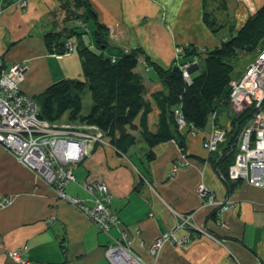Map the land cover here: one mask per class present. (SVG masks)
<instances>
[{
  "label": "crops",
  "instance_id": "0c3cea01",
  "mask_svg": "<svg viewBox=\"0 0 264 264\" xmlns=\"http://www.w3.org/2000/svg\"><path fill=\"white\" fill-rule=\"evenodd\" d=\"M88 1L97 20L108 28V47L113 53L140 49L163 67L175 65L181 58L178 47L193 46L200 51L218 45L229 35V26L238 30L264 3L225 0L226 8L219 10L218 2L209 0V11L216 8L215 18L226 24L223 30L227 34L223 35L222 30L213 33L203 22V0ZM69 2L72 0H14L0 10V74L16 62L24 63L18 85L30 97L59 80L83 78L76 52L56 55L44 43L45 33L72 27L71 21H63L61 11ZM139 61L148 97L163 86L143 56ZM219 110V123L229 125L227 109ZM156 115L153 107L148 117L151 130ZM57 123L71 122L62 119ZM179 130L184 134V149L174 140L160 143L152 149V160L145 156L147 148L139 137L121 153L101 132L103 142L91 144L83 159L72 166L75 181L65 187L66 193L93 206L97 193L84 184L104 183L110 209L119 217L131 250L145 263L264 264V189L235 181L228 190L210 164L215 153H208L202 145L209 124L200 130L186 126ZM199 184L218 200L229 201L228 208L206 206L196 191ZM171 210L191 214L192 223L205 233L175 230V241H166L154 258L149 248L177 222ZM118 235L115 227L106 233L99 231L0 145V264H21L9 256L13 251L20 252L26 264H110L104 249Z\"/></svg>",
  "mask_w": 264,
  "mask_h": 264
},
{
  "label": "trees",
  "instance_id": "16d2710c",
  "mask_svg": "<svg viewBox=\"0 0 264 264\" xmlns=\"http://www.w3.org/2000/svg\"><path fill=\"white\" fill-rule=\"evenodd\" d=\"M13 1L0 0V6L4 8ZM216 1L217 9L226 8L225 0ZM210 5L209 0H203L202 20L213 33H217L226 24L217 21L214 16L216 8L209 11ZM61 11L64 22L75 21L79 26L49 31L44 34V43L48 51L56 55L76 52L83 78L59 80L33 96L40 108L39 117L50 123L64 119L95 126L121 153H126L139 137L147 148L145 156L152 160L155 157L152 149L160 143L174 140L184 149V134L179 130L182 126L176 123L177 116H181L188 129L200 130L210 125L213 115L212 123L225 130V138L218 144L217 150L211 152L215 156L210 159V164L223 184L231 190L235 181L228 178V168L238 149V134L255 112L253 105L240 113H233L229 107L233 61L239 52L249 54L264 49V3L238 30L229 26V35L218 45L200 51L193 46H182L181 58L169 67L153 62L140 49L130 52L117 49L109 55L104 54L108 47V28L97 20L88 0H72L71 4L61 6ZM80 26L84 30L79 29ZM86 32L90 34L92 46L84 40ZM72 38L77 42L72 43ZM68 44H74L75 49L67 51ZM141 56L146 65L156 71L163 86L162 90L153 91L148 97L145 79L138 70ZM194 60L198 69L186 76L182 67L184 63ZM84 90L89 92L91 99L86 115L81 114V94ZM153 107L157 115L154 130H151L148 117ZM221 108L228 111L227 126L219 123L218 112ZM97 198L98 193L95 200Z\"/></svg>",
  "mask_w": 264,
  "mask_h": 264
},
{
  "label": "built area",
  "instance_id": "2783aa9c",
  "mask_svg": "<svg viewBox=\"0 0 264 264\" xmlns=\"http://www.w3.org/2000/svg\"><path fill=\"white\" fill-rule=\"evenodd\" d=\"M21 5H24V1H21ZM74 49V44H68L67 51ZM181 51L182 48L178 47V56ZM187 67L188 62L182 67L184 74ZM25 69L24 63L16 62L0 74V145L18 163L49 185L57 198L74 207L99 231L106 233L113 227L119 230V235L112 238L104 249V256L110 264H152L145 263L131 250L129 237L122 228L119 217L110 209V195L104 183L84 184L88 191L95 190L98 193L93 206L87 205L84 199L66 193L65 187L75 181L72 166L83 159L91 144L103 142V134L95 126L88 124L63 125L41 119L36 101L19 89L18 82ZM263 101L264 49L256 53L237 78L232 79L228 92L229 107L233 113H240L252 105L255 108L254 114L238 134V151L228 168V178L232 181L243 180L264 189ZM213 117L212 115L210 119V131L202 144L208 153L217 150L218 144L225 138V130L212 123ZM176 123L179 126L185 124L181 116H177ZM59 144L65 148L63 154L53 150V146ZM196 191L206 206L224 211L230 205L227 200H218L203 184H199ZM172 212L177 218L175 226L161 234L149 248L154 258L166 241H175V230L186 228L205 233L192 223L191 214ZM9 256L26 264L20 252H10Z\"/></svg>",
  "mask_w": 264,
  "mask_h": 264
},
{
  "label": "rangeland",
  "instance_id": "374dc122",
  "mask_svg": "<svg viewBox=\"0 0 264 264\" xmlns=\"http://www.w3.org/2000/svg\"><path fill=\"white\" fill-rule=\"evenodd\" d=\"M69 4H71V3L69 2ZM71 11H73V8H72ZM76 13L77 14H80V12H78V11H76ZM71 26H75V27L76 26H79V23H77V22L74 21V23H71ZM89 27H90V25H89ZM79 29H83L84 30V27L83 26H80ZM85 30H86V28H85ZM221 34L226 35L227 34V29H224V30L222 29ZM83 37L85 38V42L87 44H89L90 34L88 32H86V34H84ZM93 49L94 50H97L95 47ZM111 52H112V48L111 47H107L104 50V54H108V53H111ZM256 53L257 52H255V53L253 52V53H249L248 54V53H244V52H239L238 55H237V57L233 61L234 70H233V73H232V77H236L237 73L240 72V71H242L245 68V66L247 65V63L251 59H253L255 57ZM192 64H197V63L196 62H188V66H190ZM81 98H82V110H81V114L82 115H86L88 113L89 108H90V105H91V99H90L89 92L87 90H84V92L81 94ZM152 116H154V118H155V115H152ZM237 151H238V149H237Z\"/></svg>",
  "mask_w": 264,
  "mask_h": 264
},
{
  "label": "bare ground",
  "instance_id": "6f19581e",
  "mask_svg": "<svg viewBox=\"0 0 264 264\" xmlns=\"http://www.w3.org/2000/svg\"><path fill=\"white\" fill-rule=\"evenodd\" d=\"M187 68H188V67H187ZM185 74H186V68H185ZM186 76H187V74H186ZM53 150H54V151H58V152H60V153L63 154L65 148L62 147V146L59 144V145L53 146ZM7 200L10 201V198H7ZM2 206H3V205H2ZM194 225H195V224H194ZM195 226H196V225H195ZM196 227H197V228H200V227H198V226H196ZM109 230H110V229H109Z\"/></svg>",
  "mask_w": 264,
  "mask_h": 264
},
{
  "label": "water",
  "instance_id": "95a60500",
  "mask_svg": "<svg viewBox=\"0 0 264 264\" xmlns=\"http://www.w3.org/2000/svg\"><path fill=\"white\" fill-rule=\"evenodd\" d=\"M198 69L197 64H192L190 66H188V68H186V74L189 75L192 72L196 71Z\"/></svg>",
  "mask_w": 264,
  "mask_h": 264
}]
</instances>
